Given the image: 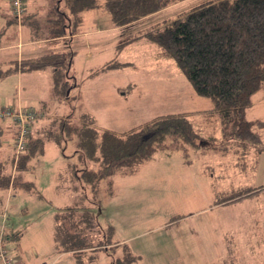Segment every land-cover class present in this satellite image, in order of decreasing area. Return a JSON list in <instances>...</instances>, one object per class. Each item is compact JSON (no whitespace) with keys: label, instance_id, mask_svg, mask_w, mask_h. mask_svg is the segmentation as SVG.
<instances>
[{"label":"rangeland","instance_id":"obj_1","mask_svg":"<svg viewBox=\"0 0 264 264\" xmlns=\"http://www.w3.org/2000/svg\"><path fill=\"white\" fill-rule=\"evenodd\" d=\"M204 1L207 0L179 1L151 18L122 27H113L110 14L100 8L86 11L83 30L102 27L106 31L91 35L89 47L83 35L75 40L79 84L73 88L68 101L55 96L43 124L54 116L70 115L82 120L81 116L86 114L98 128L123 131L159 115L191 112L195 122L205 126L200 111L212 107L211 99L196 92L174 60L157 61L154 44L146 37L148 29L157 23ZM55 3V0H25L27 15L38 11L29 28L42 35L43 28L52 25L49 19L59 18ZM8 4L0 0L3 39L18 28ZM61 7H65L63 2ZM110 61L122 65L107 69L94 80V85L92 79L81 80L91 67ZM9 66L16 69L7 73ZM17 69L16 61L0 65L4 72L0 77V107L13 105L9 96H15L17 84L11 76H17ZM100 85L105 86V98L99 97ZM262 93L264 87L253 94L254 103L246 111L248 119L264 115ZM33 101L36 106L40 105V101ZM0 120L12 123L11 119ZM220 131V128L216 130L218 139L214 144L224 146L227 142H222ZM259 131L264 140V125ZM11 141L13 136L9 144L4 143L9 152ZM205 145L192 149L187 157L178 149H161L135 172L111 175L102 179L96 188L74 175L76 191L81 196L75 203L60 198L63 190L43 187L59 183L58 174L65 162L77 168L74 172L78 174L85 166L98 167L94 159L82 160L78 156L85 150L79 147L75 136L68 139L64 143L66 156L49 158L48 170H45L46 158L41 157L32 160L33 168L20 172L21 180L34 181L30 187L14 185L9 199L8 190L0 188V204L9 203L7 232L11 238L5 241L6 248L17 256L20 250L28 249L32 255H40L38 260L47 258L45 264H81L78 254L64 251L57 244L55 225L57 216L64 214L68 207L77 209L75 220L83 215L85 207L93 213L90 227L84 222L88 240H105L112 230V239L117 244L103 242L97 249H87V258L80 253L84 259L82 264H113V258L124 252L135 256L133 264H264V191L217 203L221 192L257 182L241 169L236 153L220 152ZM59 148L54 140L47 138L46 150ZM90 254L98 257L91 261Z\"/></svg>","mask_w":264,"mask_h":264},{"label":"trees","instance_id":"obj_2","mask_svg":"<svg viewBox=\"0 0 264 264\" xmlns=\"http://www.w3.org/2000/svg\"><path fill=\"white\" fill-rule=\"evenodd\" d=\"M6 1L12 10L11 0ZM179 1L183 0H56L59 18L49 19L53 21L49 31L52 37L62 36L67 31L77 32L84 12L95 8L109 13L115 26L132 25ZM146 37L154 44L158 58L174 60L196 92L211 99L212 107L200 111L206 125L197 124L191 112L159 115L123 131L98 128L86 114L78 121L62 119L59 131L49 132L48 136L63 150L64 143L75 136L79 147L85 150L80 153L82 160L89 157L99 164L96 169L88 166L79 169L78 177L96 188L102 179L111 175L133 173L161 149H178L187 157L189 151L201 148L203 143L220 152L236 153L244 172L255 170L258 156L264 152V140L259 131L264 122L259 118L248 119L246 111L252 105L253 94L264 87V0H207L157 23L148 29ZM59 59L60 62L54 64L57 66L55 91L64 96L70 88L67 69L71 60L62 56ZM121 65L111 61L106 68ZM5 128L0 120V144ZM218 128L222 142H227L224 146L214 144ZM43 146L44 137H35L31 132L28 149L16 160V171L27 169L28 161L41 153ZM14 161L15 153L9 159H0V188L30 187L33 183L22 181L19 174L12 176L9 167L12 169ZM258 190L251 186L232 188L222 192L220 198L230 200ZM66 210L56 218L55 240L64 251L78 254L81 264L84 259L80 253L86 257L87 249H97L105 244L103 242L117 244L112 239V230L105 240H88L84 227L92 223L90 210L83 207V215L76 220L77 209L68 207ZM96 257L97 254L88 255L91 261ZM134 260L131 252H124L113 258V264H133Z\"/></svg>","mask_w":264,"mask_h":264},{"label":"crops","instance_id":"obj_3","mask_svg":"<svg viewBox=\"0 0 264 264\" xmlns=\"http://www.w3.org/2000/svg\"><path fill=\"white\" fill-rule=\"evenodd\" d=\"M56 1V0H55ZM25 5V0H24ZM10 11L12 12L10 8V4H8ZM38 8V6H36ZM101 9V8H100ZM166 9V8H165ZM37 10V9H36ZM34 11L31 16L27 15V9L25 6V15L23 16V19L21 21H18L17 17L14 16L12 12L13 19L16 20L18 23V28L11 29L12 32H10L7 36H4L3 39V30H0V65L3 62H10V61H16V67L17 69V76L12 74V79L16 81L17 84V90L15 93V96H9L11 98L13 105L11 107L18 108L21 107H34L39 111V117L33 122L31 125L32 133L35 137L43 136L44 137V146L43 151L41 153H37L32 157L28 163L27 169H31L34 167V164L32 163V160L34 158H41L44 157L47 160V166L45 170L49 169V158L56 159L61 158V156L65 155V150L62 149V147L57 143V145L60 147L59 149H56L54 151L49 152L47 149V138L52 139L48 136L49 132L51 130L57 129L56 131H59V125L62 119L65 120H77L74 119L72 116H54L48 123L43 124V120L48 116L49 106L52 100H55V96L58 97L60 100L68 101L69 96L71 95V92L73 91V88H75L80 81V71L78 68V62H77V52L78 49L75 46L74 42L75 40L83 35L85 37V42L87 46L89 47L91 45V39L90 36L95 34L96 32H102L106 31V28L98 27L97 29L93 30H83V24H84V15H83V23L80 27V29L77 32H70L67 31L66 34L58 37H52L50 35V28L49 26H46L44 29V33L42 35H39L37 30L30 27L31 20L36 19V13L38 11ZM163 11V10H161ZM159 11V12H161ZM105 12V11H104ZM159 12H156L159 13ZM155 15L152 14L146 18L141 19L140 21H143L144 19L151 18ZM112 22V21H111ZM139 21L135 22L138 23ZM38 27H41L40 24ZM113 27H119L115 26L113 24ZM109 31L111 30V27L107 28ZM40 36V37H39ZM45 43L46 46H41V44ZM154 50V56L157 61H164L168 59H161L158 58L155 51V46L153 47ZM87 57L90 56V52L87 53ZM59 56V57H58ZM62 56L63 59H69L71 60V63L68 66L67 69V75L69 76V83L70 88L67 90V93L62 96L56 93L55 91V81H54V74L57 70L54 64H57L60 62L61 59H59ZM17 58V59H16ZM16 59V60H15ZM58 60V61H57ZM111 62V61H110ZM118 62V61H117ZM120 63V62H119ZM107 62H104L103 64L91 67L90 72H87V74L81 79H92V84L94 85V80L98 78L102 73H106V70L109 68H106ZM73 65L76 66V69L73 70ZM14 66H9L6 71L7 73L13 72ZM3 70H0V77L3 74ZM25 86V87H24ZM94 87V86H93ZM24 91H26V94L24 95ZM98 94L100 98H105V86L100 85L98 88ZM262 98L264 100V93L261 94ZM64 98V99H63ZM33 99H36L40 101V105L36 106L33 102ZM253 100V98H252ZM66 103V102H65ZM254 102H252L253 104ZM2 106V105H1ZM252 106V105H251ZM250 106V107H251ZM64 108V107H63ZM56 110V109H53ZM57 111V110H56ZM261 119L264 122V115L260 117H255L252 119ZM78 121V120H77ZM4 122V123H3ZM4 126L6 127L5 135L2 139V142L0 144V159L6 160L9 159L14 153V145L13 142H10L11 152L8 151V148H4V143L9 142V140L12 139V136H15V124L11 122H5L2 121ZM106 129V128H101ZM49 131V132H48ZM53 140V139H52ZM46 142V143H45ZM9 144V143H8ZM80 157V154H78ZM16 153H15V161L14 164L9 169L12 171V176H15L19 174L21 177L20 172L16 171ZM75 166V165H74ZM139 167V166H138ZM137 167V168H138ZM62 171L60 172L58 179V184L55 186L44 184L43 187L46 189H55L60 190L62 192L61 197L64 200H72V202H77V199H81V196L79 193H77L76 189L77 186L74 184V175L77 176L74 172L73 166L70 162H65L64 166L61 167ZM136 168V169H137ZM71 171V172H70ZM135 172V171H134ZM75 173V174H74ZM248 174L247 176L251 179L256 180V185H246V187L251 186L255 187L256 189H259L257 192L248 193L245 195H252L255 193H259L260 191H264V152H261L258 156V163L257 167L253 171L244 172ZM43 174H47L46 172H43ZM22 179V178H21ZM25 182V180H22ZM32 182V180H26V182ZM240 187V186H239ZM262 188V189H261ZM13 186L9 187L8 190V199L12 195ZM232 189V188H231ZM230 190V189H227ZM222 193V192H221ZM54 197V192L51 194ZM218 195V194H217ZM243 195V196H245ZM219 197H217L216 201L224 202V201H230V200H222ZM239 198V197H238ZM7 199V200H8ZM237 199V198H234ZM220 200V201H219ZM8 202V201H7ZM79 202V201H78ZM9 238H11L10 234L8 233ZM17 251V250H16ZM17 256V255H16ZM20 256V257H19ZM18 257V263L17 264H31L28 261L36 260L32 264H45L47 262V258L41 257V260H38L40 255H32L30 253V250L26 249L24 251L20 250V255ZM254 264V263H252Z\"/></svg>","mask_w":264,"mask_h":264},{"label":"built area","instance_id":"obj_4","mask_svg":"<svg viewBox=\"0 0 264 264\" xmlns=\"http://www.w3.org/2000/svg\"><path fill=\"white\" fill-rule=\"evenodd\" d=\"M11 3L15 17L21 21L25 13L23 0H11ZM39 115V111L34 107H0V119H11L16 126L13 145L17 159L22 152L28 149L32 132L31 125ZM8 209V202L0 204V264H17L18 257L5 246V241L9 238L7 232Z\"/></svg>","mask_w":264,"mask_h":264}]
</instances>
